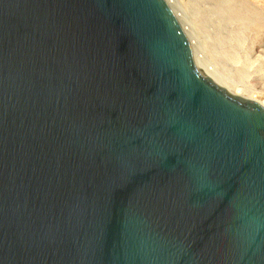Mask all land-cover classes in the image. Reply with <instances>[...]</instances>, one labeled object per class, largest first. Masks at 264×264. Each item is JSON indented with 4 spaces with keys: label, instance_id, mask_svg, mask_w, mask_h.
<instances>
[{
    "label": "water",
    "instance_id": "obj_1",
    "mask_svg": "<svg viewBox=\"0 0 264 264\" xmlns=\"http://www.w3.org/2000/svg\"><path fill=\"white\" fill-rule=\"evenodd\" d=\"M0 264H264V107L163 0H0Z\"/></svg>",
    "mask_w": 264,
    "mask_h": 264
},
{
    "label": "rangeland",
    "instance_id": "obj_2",
    "mask_svg": "<svg viewBox=\"0 0 264 264\" xmlns=\"http://www.w3.org/2000/svg\"><path fill=\"white\" fill-rule=\"evenodd\" d=\"M167 2L197 62L232 93L264 105V0Z\"/></svg>",
    "mask_w": 264,
    "mask_h": 264
},
{
    "label": "bare ground",
    "instance_id": "obj_3",
    "mask_svg": "<svg viewBox=\"0 0 264 264\" xmlns=\"http://www.w3.org/2000/svg\"><path fill=\"white\" fill-rule=\"evenodd\" d=\"M163 1L165 2V4L167 5L168 9H169V10L171 11V13L173 14V16H174L176 22L178 23L179 27L181 28L182 33L184 34V36H185V38H186V40H187V42H188L189 49H190V51H191V54H192V57H193V61H194L195 66L197 67V69H198L202 74H204L205 76H207L210 80H212L215 84L221 86L224 90H226V91H228V92H231V91H229L228 89H226L224 86L220 85L221 83H220V84L217 83V82H216V79L214 80V77H212V76L208 73V71L205 70V69H204V68H203V67L197 62V58H196L197 56H196V53H195V51L193 50V48H192V46H191V43H190L189 37H188L187 34L185 33L182 24L179 22V20H178V18L176 17L174 11H173L172 8L169 6L167 0H163ZM259 3H261V2H259ZM261 6H262V5H261ZM260 10H261V9H260ZM233 91H234V90H233ZM231 93H232V92H231ZM233 94H235V93H233ZM235 95H238V94H235ZM238 96H240V95H238ZM240 97H243V96H240ZM243 98H245V97H243ZM247 99H249V98H247ZM250 100H252V99H250ZM252 101H255V100H252ZM255 102H257V103L260 104L262 107H264L263 103H260V102H258V101H255Z\"/></svg>",
    "mask_w": 264,
    "mask_h": 264
}]
</instances>
